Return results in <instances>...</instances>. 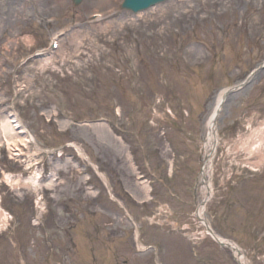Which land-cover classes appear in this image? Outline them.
<instances>
[{
  "label": "rangeland",
  "instance_id": "rangeland-1",
  "mask_svg": "<svg viewBox=\"0 0 264 264\" xmlns=\"http://www.w3.org/2000/svg\"><path fill=\"white\" fill-rule=\"evenodd\" d=\"M122 1L0 0V119L42 148L0 129V264H156L157 249L163 264H240L193 215L208 120L236 85L201 215L246 264H264V162L247 155L264 124V0H166L136 14Z\"/></svg>",
  "mask_w": 264,
  "mask_h": 264
},
{
  "label": "bare ground",
  "instance_id": "bare-ground-1",
  "mask_svg": "<svg viewBox=\"0 0 264 264\" xmlns=\"http://www.w3.org/2000/svg\"><path fill=\"white\" fill-rule=\"evenodd\" d=\"M164 1H166V0H163L162 2H164ZM20 4L19 3H16L15 4V9L17 10V8H16V6L18 7ZM157 5H159V4H153V5H151V6H148V7H146V9L145 10H148V9H151V8H153V7H155V6H157ZM17 11H19V10H17ZM130 12H132L131 10H129ZM140 12V11H139ZM133 13V12H132ZM136 13H138V12H136ZM136 13H133V14H136ZM180 19V18H179ZM179 21H181V20H179ZM152 27H154V25H152ZM167 30V27H163L162 28V26H160V28H159V30H158V32L155 34V36H159V33L161 34V33H163L164 31H166ZM168 31H170V29H168ZM69 38V37H68ZM57 42H58V44H57V46H56V48L53 50V52H57V51H59V49L61 48V40L59 39V37L57 38ZM41 55V54H40ZM46 58V57H45ZM49 64V58H46L45 59V61H43V64H41L40 65V68H43V67H46L47 65ZM257 73H259L260 72V70L259 71H256ZM255 72V73H256ZM235 90H237V89H233V90H231V91H235ZM238 91V90H237ZM236 92V91H235ZM223 93H224V90L223 91H220V93L218 94V98L216 99V102H215V106H214V108H213V111H212V113H211V115H210V117H209V120H208V125H207V127H206V143H205V145H204V151L206 152V156H204V163H203V167H202V171H201V177H200V180H198V183H197V187L198 188H201V190L204 192V198L201 200V202L198 204V211H197V214L199 215V217L202 219V223H205L206 221L204 220V218L202 217V215H201V213L203 212V210H204V207L203 206H205L204 204V201H206V198H207V196H208V194L209 193H213V191L211 190V185H210V180H208L209 179V176H208V174H209V168L211 167V164H212V162H213V156H214V152L216 151V147H218V145H219V139H218V135H216V133H215V130H216V127H215V123H216V119H217V117H218V115H217V113H218V110H223L222 109V106H223V104H224V101L222 100V98H223ZM233 92H230L228 95H227V97L230 95V94H232ZM226 97V98H227ZM220 113V112H219ZM14 118V117H13ZM12 115H7V116H3V118L2 119H0V124L1 123H3L4 122V124H1V130L2 131H5L6 132V134H7V137H8V139H11V142H13L15 139H17V140H19V138L20 137H22V136H20L19 134H24L25 133V131L22 129L23 128V126L21 125V126H19L18 124H17V121L16 120H13L12 121ZM16 119V118H15ZM15 124V125H14ZM99 126H97L99 129H100V131L103 133V136H107V133L106 132H104V129H103V125L104 124H98ZM264 124L263 125H261V126H258L257 128H256V130L248 137V139H250V140H253L252 141V144H250V147H249V151H248V157H250V156H257L258 157V155L260 154L261 155V160H259V161H257V162H255L254 164H256V166L258 165V164H263V162H264V153H263V148H264V137L263 136H261L260 137V135L263 133V131H264ZM19 130V134H18V132H16V131H18ZM15 131V132H14ZM218 139V140H217ZM23 141H28V142H30L31 143V146H33L32 144V141H34V139H33V137L29 134V136L27 135V136H25V137H22V142ZM36 143V142H35ZM26 144V143H25ZM37 144V143H36ZM35 144V147H34V149H33V151H32V154L34 155L36 152H38L40 149H42L41 147H40V145H38L39 147H37V145ZM245 145H246V143H244ZM39 148V149H38ZM38 149V150H37ZM60 149H57V151H59ZM52 154V153H51ZM213 166V165H212ZM146 168V167H145ZM151 168V167H150ZM211 169V168H210ZM97 173V172H96ZM101 173V176L99 177V179H101L102 181L104 180V184H105V186H106V188H107V192H108V196H109V200H111V201H113V202H116V203H118V204H120L121 205V203L119 202L121 199H119L118 197H114V195L112 194V192H111V190H112V183H111V180H110V178H109V180L106 178V174L104 173V172H100ZM139 174H143V171H140V173ZM53 176H54V173L51 175V177H50V180H53V179H55V178H53ZM212 177V176H211ZM6 179L7 180H9V177H7L6 176ZM137 181H138V184H139V187H142V188H144V183H142L143 181H145L146 180V176H144L143 177V175H140V176H138L137 177V179H136ZM142 181V182H141ZM15 182V184H17L18 183V179L17 180H15L14 181ZM32 181H31V179L29 180V179H27V180H25L24 181V184H25V186L26 187H28L29 185H30V183H31ZM140 182V183H139ZM35 183V181L33 182V184ZM107 185H109V186H111V187H109V186H107ZM15 187H16V185H15ZM147 187H149V185H147ZM141 188V189H142ZM16 189H17V187H16ZM126 192H125V195H126V197H127V200H129V198H134L135 199V197H134V194L132 193V192H130V191H127V190H125ZM171 192V191H170ZM172 193V192H171ZM95 194V193H94ZM213 196H214V194L212 195V197L211 198H213ZM122 197V196H121ZM122 199H124V198H122ZM41 196H40V194L39 193H37L36 194V200H35V204H36V206H40L41 205ZM125 205H126V203H125ZM127 205H128V203H127ZM122 206V205H121ZM38 208V207H37ZM122 211H123V213L126 215V216H129L130 214H129V210L125 207V206H122ZM195 213V211H193V214ZM6 220H7V214H6V212L3 210V208L1 207V205H0V227H3L4 225H6ZM207 224V223H206ZM204 225V224H203ZM208 226H209V228H211L210 227V225L209 224H207ZM138 227V226H137ZM140 227V226H139ZM138 227V229L140 230V228ZM134 228L136 229V224L134 225ZM183 229V228H182ZM184 229H189V227L188 226H184ZM212 229V228H211ZM213 230V229H212ZM212 232V231H211ZM214 232V236H212L210 233H208V231H204V233H203V235H202V237H206L205 236V234L207 235V236H209V237H211V239L213 240V241H215V243H217L219 246H221L222 248H226V249H230V251H231V253H233V258H234V261H236L237 263H240V264H246L245 263V261H244V258H243V255L241 254L242 252H241V250H240V246H238V245H236V244H233L232 243V245H231V242H230V240H228V239H225V238H220L216 233H215V231H213ZM139 233H140V231H139ZM260 238H262V234L259 236V239ZM258 239V240H259ZM138 242H139V240H137ZM141 245V244H140ZM143 246L141 245V249H143L142 248ZM151 249H153V251L155 252L156 250H155V247L153 246H149ZM149 248V249H150ZM146 249V248H145ZM241 253H240V252ZM157 252H158V249H157ZM157 252L156 253H154V260H156V257L159 259V261H161V258H159V255L157 254ZM155 254H157V256H155ZM159 261H156L155 263H158V264H163L162 263V261L161 262H159Z\"/></svg>",
  "mask_w": 264,
  "mask_h": 264
},
{
  "label": "water",
  "instance_id": "water-1",
  "mask_svg": "<svg viewBox=\"0 0 264 264\" xmlns=\"http://www.w3.org/2000/svg\"><path fill=\"white\" fill-rule=\"evenodd\" d=\"M74 4L80 0H72ZM163 0H123L121 7L131 10L133 13L146 9L155 3L162 2Z\"/></svg>",
  "mask_w": 264,
  "mask_h": 264
}]
</instances>
